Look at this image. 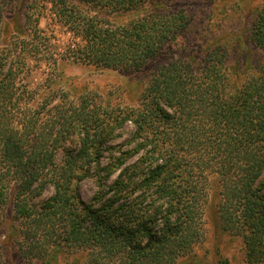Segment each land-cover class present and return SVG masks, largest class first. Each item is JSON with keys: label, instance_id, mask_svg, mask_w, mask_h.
<instances>
[{"label": "trees", "instance_id": "obj_1", "mask_svg": "<svg viewBox=\"0 0 264 264\" xmlns=\"http://www.w3.org/2000/svg\"><path fill=\"white\" fill-rule=\"evenodd\" d=\"M12 1L0 0V212L12 200L10 238L20 256L56 264L83 251L80 264H181L203 239L217 174L223 230L243 237L249 264H263L264 57L238 85L226 48L206 46L157 64L138 106L97 105L91 94L71 99L66 91L49 106L55 97L38 103L24 76L30 60H57L39 25L47 5L80 39L67 57L122 72L177 47L190 17L176 0H29L6 41ZM251 41L264 53V6ZM129 124L130 147L110 144ZM123 165L100 204L87 205L80 183L92 168L101 182ZM49 185L53 196L36 202Z\"/></svg>", "mask_w": 264, "mask_h": 264}, {"label": "rangeland", "instance_id": "obj_2", "mask_svg": "<svg viewBox=\"0 0 264 264\" xmlns=\"http://www.w3.org/2000/svg\"><path fill=\"white\" fill-rule=\"evenodd\" d=\"M29 0H13L5 16L6 41L17 35V30L24 22V12ZM175 8L184 9L190 17L188 33L181 38V43L171 51L161 54L155 61L149 63L140 71L122 72L100 69L94 66L76 62L67 57L75 43L79 42L74 33L60 21L47 5L40 16V28L52 43V52L56 57L41 61L30 60L24 73L25 82L36 95L38 103H49L55 106L60 102L62 91L69 93L71 99L82 94H91L89 98L94 104L110 107H135L139 105L141 92L148 84L151 72L157 64L169 62L180 54L189 55L206 46L217 47L220 44L227 50V63L231 72L238 74L235 81L241 85L246 78L255 73L263 60L264 53L256 48L251 41V32L264 0H176ZM203 48V49H204ZM194 49V50H193ZM57 97V98H56ZM48 101V102H46ZM133 125L129 124L116 132L115 139L110 144L122 143L129 148ZM116 149L104 153L101 165L106 166L120 155ZM61 158V154L59 158ZM125 165V164H124ZM113 169V175L100 182L96 166L93 173L80 183V194L87 205L100 204L102 194L118 178L122 169ZM111 170V169H110ZM107 171H101L103 177ZM209 199L205 204L203 217L204 236L194 248L192 254L186 256L181 264H249L247 262L246 241L243 237L226 232L222 228L218 212L219 176L211 174ZM53 186L44 189L36 202L48 199L54 194ZM140 191L135 192L128 200L132 201ZM109 194L107 195V197ZM99 199V202H97ZM104 199V198H103ZM0 212V254L2 264H42L29 262L17 251L16 244L11 240L13 234V203L5 204ZM86 253H70L62 255L56 264L85 263ZM264 264V263H263Z\"/></svg>", "mask_w": 264, "mask_h": 264}]
</instances>
